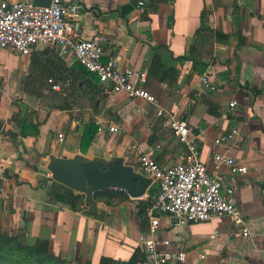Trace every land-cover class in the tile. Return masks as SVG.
I'll use <instances>...</instances> for the list:
<instances>
[{"label":"crops","instance_id":"1","mask_svg":"<svg viewBox=\"0 0 264 264\" xmlns=\"http://www.w3.org/2000/svg\"><path fill=\"white\" fill-rule=\"evenodd\" d=\"M61 1L76 38L105 33V55L120 54L122 67L148 73L155 54L176 66L175 84L150 79L145 90L197 135L207 172L232 189L229 200L245 217L248 238L226 219L180 225L168 215H157L158 249L183 255L182 261L169 264H264V0ZM191 45L200 64L172 63ZM44 49L29 57L0 50V232L20 235L29 244L46 240L52 253L72 263L98 264L102 257L126 262L136 249L142 251L138 239L147 234L148 217L147 211L140 215L141 202L155 186L150 185L141 199L129 197L113 205L87 202L73 212L65 198L69 192L47 177L43 182L37 166L47 164L51 156L95 159V147L109 159L121 157L139 172L137 149L166 167L181 162L183 148L169 130L166 115L158 117L155 106L118 94L105 97L101 115L93 117L97 128H103L81 154L90 110L56 108L60 99L53 96L50 84L35 78L39 62L50 57H39ZM62 59L68 66L76 63L72 56ZM203 76L213 89H203ZM17 112L27 123H38L36 136L20 134L11 120ZM108 126L118 131L110 133ZM234 130L232 139L215 145L221 135ZM214 153L234 159L247 172L233 173L217 164ZM165 240L169 246L162 244Z\"/></svg>","mask_w":264,"mask_h":264},{"label":"built area","instance_id":"2","mask_svg":"<svg viewBox=\"0 0 264 264\" xmlns=\"http://www.w3.org/2000/svg\"><path fill=\"white\" fill-rule=\"evenodd\" d=\"M137 9L139 13L143 12L142 2L138 3ZM107 44L108 37L103 32L87 40H78L72 26L65 20L61 0H51L47 7L35 6L32 0H0V50L29 57L40 48H49L60 58L72 56L75 62L96 77L101 96L120 94L128 99L142 100L157 108L158 117L166 115L168 118V128L183 148L181 162L164 167L146 152L136 150L139 173L149 179L151 186L157 189L147 210V234L138 239L144 260L137 264H169L173 259L183 260V255L158 249L155 240L159 226L157 215H168L180 225L226 219L241 230L243 237L248 238L250 232L245 217L229 200L233 194L232 189L224 188L216 177L211 176L200 159L197 135L192 133L184 120L160 108L155 97L145 90L146 71L122 67L120 54L105 55ZM48 83L52 91L61 92L60 85L53 84L52 80H48ZM201 84L204 90L213 89L205 76L201 78ZM234 104H229V107L233 108ZM102 128L100 126L98 132ZM107 129L110 133L118 131L113 126H108ZM235 134L234 130L221 135L215 140V145L229 141ZM213 159L217 164L229 167L233 173L247 172L234 159L219 153H214ZM214 237L213 235L210 238ZM162 244L169 246L170 241L165 240Z\"/></svg>","mask_w":264,"mask_h":264},{"label":"trees","instance_id":"3","mask_svg":"<svg viewBox=\"0 0 264 264\" xmlns=\"http://www.w3.org/2000/svg\"><path fill=\"white\" fill-rule=\"evenodd\" d=\"M126 8L127 7H124V10ZM203 19L204 16L201 17V23H203ZM200 32L201 31L199 29L196 35ZM212 34L215 37L218 36L215 32ZM195 52L194 45H191L187 54L183 57L172 60V63L192 60L195 64H200V61L196 59ZM46 54L50 55V57L48 60L40 59L42 62H39V65L36 67L38 73L35 78H39V80H42L45 84L48 83V80H52L53 84L60 85L61 92H51L53 96L60 99L61 102V104L56 108L62 111L69 109L72 105H77L81 106L82 109H88L91 112L84 129H82V139L79 147L80 153L85 155L91 147V143L93 142L94 136L99 128L95 125L93 117L101 115L103 110L101 106L105 101V97L99 94L96 77L86 71V69L79 63L76 62L75 64L68 66L62 58L58 57V55L49 48L44 49V51L39 54V57L44 58L43 56ZM33 65L34 61H31V66ZM178 76L179 71L176 66L164 63L156 54L153 56L147 73L148 81L152 79L158 83L173 85L176 83ZM188 77H192V72L189 73ZM49 87H51V85H49ZM208 105L211 104L208 103ZM11 120L16 122L20 128V134L23 137L37 135L38 123H27L25 116H21L20 112L13 114ZM32 128L34 129L33 131L31 130ZM148 141L150 142L151 139L149 138ZM42 183L43 182H41V185ZM156 191V188H149L147 199L141 202V205L144 207V211H141L140 215L145 214L147 209L151 206L153 195H155ZM65 198L71 211L73 212L80 211L87 203L85 195L83 194L69 196L66 193ZM92 198L95 203L103 202L107 205L118 204L129 200V196L120 190L95 192ZM143 260V252L136 249L131 258L126 262L115 261L107 257H102L98 264H137V262ZM0 264L79 263H72L71 261L63 258L60 254L52 253L46 240L37 239L34 243L29 244L25 242L20 235L5 234L0 232Z\"/></svg>","mask_w":264,"mask_h":264},{"label":"water","instance_id":"4","mask_svg":"<svg viewBox=\"0 0 264 264\" xmlns=\"http://www.w3.org/2000/svg\"><path fill=\"white\" fill-rule=\"evenodd\" d=\"M35 6L47 7L51 0H32ZM95 159L76 156L73 159L49 157L47 164L38 165L37 171L46 180L60 184L69 196L85 195L86 202L93 203V194L105 190H120L131 199L145 196L151 181L137 170L126 165L121 157L109 159L100 149L92 147ZM49 175V176H48Z\"/></svg>","mask_w":264,"mask_h":264},{"label":"rangeland","instance_id":"5","mask_svg":"<svg viewBox=\"0 0 264 264\" xmlns=\"http://www.w3.org/2000/svg\"><path fill=\"white\" fill-rule=\"evenodd\" d=\"M61 104V102H58L57 101V105H60ZM103 104H104V102H103ZM103 104H102V106H101V108L103 109ZM71 109H80V110H85L84 108L82 109L81 108V106H74V105H72L71 107H70ZM89 113H91L90 111H89Z\"/></svg>","mask_w":264,"mask_h":264}]
</instances>
